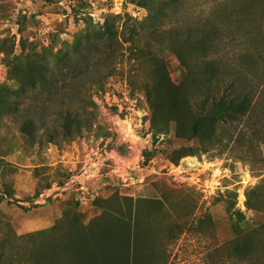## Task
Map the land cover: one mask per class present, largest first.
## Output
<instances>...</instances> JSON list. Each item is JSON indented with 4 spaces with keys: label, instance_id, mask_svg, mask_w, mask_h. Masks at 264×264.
Wrapping results in <instances>:
<instances>
[{
    "label": "rangeland",
    "instance_id": "obj_1",
    "mask_svg": "<svg viewBox=\"0 0 264 264\" xmlns=\"http://www.w3.org/2000/svg\"><path fill=\"white\" fill-rule=\"evenodd\" d=\"M109 16L118 25L136 21L142 46L164 60L176 83L186 70L169 49L175 43L197 71L214 63L223 88L232 80L244 85V77L264 79V0H0V86L13 88L11 61L40 52L53 62ZM201 42L203 49L192 48ZM100 56L79 79L77 90L94 104H88L91 116L84 113L90 127L74 141L49 142L52 118L51 131H40L34 145L21 125L47 112L22 105L15 116L0 109V219L18 235L50 229L44 239L61 240L62 264H69V245L85 229L114 240L130 234L117 214L132 223L137 209L139 247L159 254L156 264H252L237 257L243 243L254 264H264V170L256 167L263 147L240 135V126L227 125L207 152L181 157L182 147L198 145L178 138L174 123L166 132L153 128L143 91L153 65L126 52L114 64ZM109 66L115 69L106 78ZM254 189L256 211L247 204ZM56 223L59 231L51 232ZM171 226L182 229L175 239ZM6 232L0 228V236Z\"/></svg>",
    "mask_w": 264,
    "mask_h": 264
},
{
    "label": "trees",
    "instance_id": "obj_2",
    "mask_svg": "<svg viewBox=\"0 0 264 264\" xmlns=\"http://www.w3.org/2000/svg\"><path fill=\"white\" fill-rule=\"evenodd\" d=\"M117 19L109 16L101 28L88 31L78 38L71 53L60 52L53 62L44 53L36 52L26 55L21 61L9 63L13 88L0 86V109L7 113L12 110L15 116L22 105L30 106L34 111L41 110L42 114L47 112L44 119L35 120L32 116L21 125V132L29 141L34 145L39 144L38 134L50 129L47 121L52 118L56 124L49 136L50 143L56 138L74 141L80 137L90 127L84 113L92 115L90 105L94 102L90 98L84 99L81 90H77L80 87L79 79L93 69L100 55L106 54L109 62L114 64L126 52L133 55L135 61L153 65L151 79L143 84L153 128L166 132L174 123L178 138L197 142L198 146L194 149L182 147L179 151L183 153L181 157L207 152L220 136L219 132L227 125L240 126L239 134H250L260 149L263 147L264 154V79L256 84L253 80L248 82V77H244V85L232 80L223 88L219 84V74L214 63L206 61L204 68L197 71L191 56L183 46L175 43L169 49L186 70L184 79L176 83L164 60L149 47L142 46L137 30L139 24L128 17L118 25ZM119 28H122V32ZM203 47L202 42L192 46L197 51ZM113 69V66L108 67L106 78L113 76ZM191 90L197 94L193 99ZM64 94L67 95L65 100L62 97ZM60 101L65 103L60 105ZM259 165L256 167L264 170V160ZM46 189H50L49 184ZM254 191L247 194V204L250 210L256 211L257 206L251 202ZM140 212L139 209L135 211L132 223L131 219L127 220L117 214L120 217L118 219L129 222L127 230L130 233L118 240H114V234L111 233L83 230L79 238L69 245V264H156L159 254L152 251L145 255L141 245L139 247L140 235L137 230ZM236 215L240 222L246 221L242 212H236ZM2 227L7 232L0 236V264L63 263L65 248L61 240L57 237L49 243L44 239L50 229L18 235L10 222L0 219ZM53 231H59L57 223L51 228ZM179 232H182L179 226H171L168 230L172 239ZM245 244L237 248V257L242 262L254 264L251 247Z\"/></svg>",
    "mask_w": 264,
    "mask_h": 264
},
{
    "label": "built area",
    "instance_id": "obj_3",
    "mask_svg": "<svg viewBox=\"0 0 264 264\" xmlns=\"http://www.w3.org/2000/svg\"><path fill=\"white\" fill-rule=\"evenodd\" d=\"M118 165L117 166H123V165H121L120 163H117Z\"/></svg>",
    "mask_w": 264,
    "mask_h": 264
}]
</instances>
